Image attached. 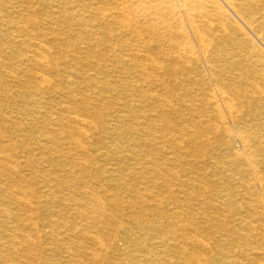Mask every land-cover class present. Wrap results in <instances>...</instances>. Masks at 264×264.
Instances as JSON below:
<instances>
[{"label":"bare ground","instance_id":"bare-ground-1","mask_svg":"<svg viewBox=\"0 0 264 264\" xmlns=\"http://www.w3.org/2000/svg\"><path fill=\"white\" fill-rule=\"evenodd\" d=\"M11 1L14 0H0V89L4 93L0 94V99L8 91L12 97L22 100L26 117L23 119L24 123L18 125L17 129L20 132H25L28 129L35 130L37 134H40V140L36 139L38 144L35 150L37 152L44 151L37 155L40 156L38 160L43 165L44 172L52 171L51 175H55L52 168H61V173L70 167V173H66L69 178L68 182L79 185L78 179L86 173L84 164L87 162V157L92 154L87 147V144L93 139L92 133L95 131H98L99 134L100 132L105 133L107 139L113 135L121 137L122 133L119 129L123 126L131 129L127 134L133 136L132 138L137 141L136 144L143 143V146H141L142 144L138 146L137 152L152 155L154 151H159L167 146L173 150L174 160L170 158V162H168L171 167L163 166V169L161 165L156 164L155 171L164 175H168L175 167L174 165L181 164L179 155L190 156V150L188 151L181 144L189 132L193 136V141L197 142L195 145L197 152L208 141V135H212L214 139L221 140L229 153L231 173L239 176V183L236 184L237 191H234L235 188L228 187V190L217 194L212 192L206 199L211 208H218L224 212L225 206L229 203L236 202L237 205L247 206L245 215L241 212L238 214H236L237 211L234 212V216L236 215L237 218L231 222L235 224L229 222L228 218L223 215L207 218L210 225L218 223V229L222 233L220 236L222 242H229L230 250L220 253L223 257L207 259L205 254L212 251V247L207 243V240L201 237L203 231L196 226L194 218H189V225H181L176 221L186 216L183 209L185 206L181 207L179 203H174L170 197L164 200L155 197L153 201L157 205V210H149L145 206V198L136 196L135 200L127 202L130 209L138 206L141 209L133 214V219L137 222L136 228L125 229L127 233H132L134 236L125 241L124 247L129 252L124 255L125 258L127 257L125 261L128 264H174L168 250H171L174 243H177L179 248L186 251L196 250L182 256L186 264H246V261L249 264H264V56L260 51L264 50V0H221L222 4L218 3L219 0H210L206 6L203 4L204 0H183L185 4L183 10H179L174 4H171L170 0H134L138 3L136 16H140V19L144 20L147 35L137 28L132 17L133 14L126 6V3L128 6L130 5L127 0H26L28 6H26L25 13H22V10L26 8L25 4L22 5L25 7L20 10L22 14L16 12L19 9L18 2L13 4ZM113 4H116L117 7ZM40 7L47 10L46 14L44 13V25L46 26L44 32L38 30L40 25L37 23V13L40 12L37 10ZM15 9L16 11H14ZM186 11L190 13L191 18L186 17ZM229 17L233 18V22L229 21ZM195 19L200 20L196 21ZM58 23L61 26L60 29L51 28V25L55 26ZM71 33H76L77 39H71L68 36ZM156 34L159 35L154 37ZM113 39L116 40V46L111 47ZM59 40L63 41L65 47L72 50L67 53V50L57 47L56 45H60L58 44ZM81 45H84L85 54L81 52ZM164 48H167L166 61H175L180 64L181 68L159 66V61L150 53L154 49L162 51ZM114 63L132 67L136 82L134 81L135 83L127 88H130L129 91L135 90L141 94H130L131 102L129 104H114V107L110 104L108 106L110 107L109 114L103 116L100 109L106 108L107 104L100 101L99 97L104 92L117 93L116 96H121V90L115 82L107 79V74L110 73L109 67L113 68ZM203 65L204 71H200L199 67ZM88 68L93 73H89L86 70ZM2 69L7 70L5 75L11 79V83L20 87L19 90L9 91L12 84L9 85V82L4 81L5 75L1 73ZM159 74L179 78H177L176 84L165 86L159 78L161 76ZM53 76H61V78L55 80ZM22 77H26L27 80H23ZM79 79L84 80L80 94L73 87ZM30 83L33 85L31 88ZM184 83H188V86L192 88L180 89L183 91L180 94V100L183 104L185 103L187 111L200 115L199 120L192 123L186 121L189 125L181 127L178 131H172L171 135L174 137L166 135L172 138L163 141L167 137L163 133L161 136L158 135V132L169 130V127L178 122L165 114V112L167 113L166 109L174 108V103L168 101L167 97L180 88L178 85ZM89 91L93 92L89 96L84 95ZM74 92L85 96L83 101L86 105L81 108L74 107L73 98L69 100V96ZM54 96H57L60 101L54 100ZM137 107L152 108L154 111L162 110V112H156V115L152 110L153 114L143 113L131 116ZM90 109L95 111L93 118L86 115ZM176 111L178 112V110ZM0 119L2 121L3 118L0 117ZM96 119L101 121V128L96 124ZM156 120L161 122V126L153 128V123L157 122ZM5 121L11 122L8 117ZM182 123L184 124L185 121ZM22 125L24 126L21 127ZM65 141L68 142L65 143ZM17 142L19 141L0 131V177L10 180L8 184L0 186V226L10 224L14 229V232L9 236L5 235L6 231H0V264L33 262L31 259L29 260L30 257L25 258L24 254L41 247L37 246L41 236L36 234L32 240L28 239L27 242H24L26 236L24 237L21 232L19 233L21 235L15 232L22 216L18 215V212L16 213L18 209H25L27 214L29 212L28 215L22 216L26 229L45 230L51 223H36L38 221H35L37 219L33 216L38 213V209L35 206L40 203L51 204L54 208L58 203L62 208V206L66 207V203L70 201L67 197L53 196L57 195L55 193L46 195L45 192L40 196L41 201L35 202L34 198L39 199L33 196V192L26 191L25 188L19 190V184L24 183L21 175L28 161L26 160L24 163L15 161L13 150L16 148ZM100 143L101 140L96 139L94 144L98 146ZM237 144L240 148L237 147ZM213 146L215 145L213 144ZM35 147L32 146L33 149ZM98 148L96 151H99ZM182 152L185 154H180ZM190 153L192 152L190 151ZM42 154H48L49 157L42 158ZM80 155L82 158H79ZM63 159H66V162ZM159 159L162 160V158ZM187 171L180 170L182 174L191 173V169H187ZM176 172L174 171L173 176L180 177V172ZM202 176L201 181H198L202 183L203 188H206L207 179ZM170 177L168 178L171 179ZM26 179L28 178L26 177ZM54 180L61 183V179ZM190 183L192 184L191 181ZM49 185L52 184L45 186ZM161 185L163 186L162 183ZM79 190L78 194L81 195H77L79 196L77 198L74 195L76 199L72 202L75 211L73 216L81 222L79 223L77 220L78 223L69 230L58 232L55 230V233L45 231V236L54 242H63L69 239L72 233L73 238H75L74 234H80L90 243L89 250L84 249L82 245L63 242L60 244L62 252L68 253V260L80 257L83 261L80 260L78 264H98L107 261V249H113L116 236L112 231L106 230L105 200L93 193L88 183L79 187ZM145 193L147 194V192ZM114 201L117 205L120 199ZM169 205L174 207L171 210L170 207L168 208L170 212H168L169 210L165 211L164 207ZM189 206L188 210L192 209ZM64 210L61 209L60 213L62 211L64 213ZM64 216L60 217L59 214L60 219L68 220L69 215ZM109 216L106 222L112 228L113 225L118 226L120 218L116 214L113 217V211ZM148 217L149 219H145L147 222L145 223L143 219ZM161 226H164L163 228L166 230L160 229ZM229 226L230 230H228ZM54 229L56 228L54 227ZM152 233H155V236H152ZM176 233H180L181 238ZM241 234L245 239L252 238L256 244L246 249L243 243L241 245L236 240L237 236ZM18 240L25 244L21 243L20 250L24 257L20 261L14 260V255L18 254L16 249ZM248 243L251 244V242ZM11 248L14 250L12 253Z\"/></svg>","mask_w":264,"mask_h":264},{"label":"rangeland","instance_id":"rangeland-1","mask_svg":"<svg viewBox=\"0 0 264 264\" xmlns=\"http://www.w3.org/2000/svg\"><path fill=\"white\" fill-rule=\"evenodd\" d=\"M19 1H22V2H19ZM127 1L129 2L130 5L128 6V3H126V6L128 7L129 11L133 14L132 17L134 18V20L136 22L137 28H139L142 33L144 32L145 35H147L148 33L145 32L146 25H145L144 20L142 18L140 19V16H136V10H137L136 8L138 7V3L134 2V0H127ZM208 1H210V0H204L203 4L206 6ZM215 1H218V0H215ZM219 1H218V3L222 4L221 0H219ZM15 2L16 3L18 2L20 7L18 6V8H19V9H17L18 11H16V9L14 11L20 12V14L25 13L24 11H26V9H27L26 6H28L26 4L27 1L26 0H16V1L14 0L13 2L11 1V3H13V4ZM170 2H171V4H174L179 10L185 9V7H184L185 4H184L183 0H170ZM24 4H25L26 8L23 7ZM113 5L115 7H117L116 4H113ZM114 6H113V8H115ZM132 6H133V8H132ZM130 7H131L132 10L130 9ZM23 8H25V9L22 10ZM20 10H22V13H21ZM205 10H207V9H205ZM38 11L40 12V13H37V23L40 25V26H38V30L40 32H44V30H46V26L44 25V23H45L44 13L46 14L47 10H45V8L43 9V8L40 7L39 10H37V12ZM114 12L115 11L113 9V13ZM185 15H186V17H190V13L187 12V11H186ZM229 19H230L229 21L233 22V18L232 17H229ZM195 20L198 21L200 19H195ZM182 21H183V19H182ZM184 24H186V23H184ZM51 26H50L51 28L54 27V28H59V29L61 27L59 25V23L55 24V26L54 25H51ZM185 27L187 28V26H185ZM158 35L156 34V35H154V37H157ZM68 36H70L71 39H77V34L76 33H74V34L71 33ZM115 41H116L115 39H113V41H111V45H110L111 47L116 46V42ZM3 42H5V41H3ZM58 42H59L58 44H60V45H56V46L59 47L60 49L67 50V53H69L72 50V49H68L67 47H65L63 41L59 40ZM81 47H82L81 52L83 54H85L86 50L85 49L83 50L84 45H81ZM260 51H261V54L264 56V50L261 49ZM165 53H167V48H164L162 51H158V50L154 49L153 51H151L150 54L154 55L155 58L159 61V66H163L165 68H167V67H169V68H177V69L181 68V66H179L180 64L175 62V61L167 62L166 61L167 58H165ZM167 63H169V64H167ZM199 68H200V71H204L203 70L204 65L202 67L200 66ZM15 69H18V68H15ZM86 70L89 73H93V71H91L90 68H88ZM109 70H110V73L107 74L108 75L107 79L110 80V81L115 82L117 87L121 90V94H120L121 96H116L117 93L113 94L111 92H109V93L108 92H106V93L104 92L102 94V96L99 97L100 101H102L104 104H107V105H105V106H107L106 108L104 107V108L100 109V112H101V114L103 116H107L109 114L108 112L110 111V109H109L110 107H108V106L110 104L113 105V107L115 105H117V104H121V105L122 104H127V103L129 104L131 102V98L129 96L130 94H134V95H140L141 94L139 92H135V90L134 91H129L130 88L129 89L127 88V86L133 85V83L136 82V78L134 77V75L132 73V71H133L132 67L121 66L120 64L114 63L113 68L109 67ZM6 72H7V70H5V69L1 70V73H3L4 75L6 74ZM159 76H160L159 78L161 79L162 83H164L165 86H168V85L171 86V85L176 84L177 83V78H179V77L176 78L175 76H170V75H165L164 76V74H159ZM53 77H54L55 80H58V79L61 78V76H53ZM22 79L23 80H27L26 77L25 78L22 77ZM4 81L6 83L9 82V85L12 84L11 85V89L9 91H13V90L17 91V89L20 88V87L17 86V84L14 85V83H11L10 82L11 79H9L6 75L4 77ZM83 82H84V80H82V79L80 80L79 79L78 82L76 83V85L73 86V87H75L77 89L76 91L79 94L81 93V90H82L81 88L83 87V84H82ZM85 82H87V81H85ZM32 86L33 85L31 84L30 88ZM178 86H180V88L175 90L174 94H171V95H169L167 97L168 101H172L174 103V108L172 109L173 111L166 109L167 113L165 112V114H168V116L172 120L175 119L178 122H177V124L172 125L171 127H169V130H171L170 132H169V130H164L163 132L162 131L158 132V135H160V136H161L162 133L164 134L165 137H167L168 135L172 136L171 135L172 131H174V130L178 131V130L181 129V127L189 125V123L187 124V122H191L192 123L193 121L197 122L199 120L198 117L200 115L191 114L189 111H187V109L185 107V103L183 104L182 101L180 100V94L183 92L180 89H183V88H186V87H187L186 89H190L192 87L188 86V83L187 84L184 83L183 85H178ZM182 86H184V87H182ZM92 92L93 91L86 92V93H84V95L86 94V96L87 95L89 96ZM1 93H3V90L0 89V94ZM75 93L76 92H74L73 95L69 96V98H70L69 100H71V98H73L72 103H73L74 107L75 108H81L82 106L86 105V103L83 101L85 96L78 95V93H76V94ZM155 94H157V92H155ZM113 95H114V97H112ZM4 97L2 99H0V114H1L0 117L3 118L2 121L0 119V126H2L0 128L1 129L0 131L1 132H5V134L7 136L10 135L15 140L19 141V142H17V144L15 146L16 148L13 150V157H15V161L17 160L20 163H22V162L24 163L27 160L28 163H29V164L28 163L26 164V166L28 168L26 166H24V168H23V174L21 175V177L23 178V181H24V183H22V184H25V185L22 186V184H19L20 185L19 186V190H21L22 188L23 189L25 188L24 190H26V191L28 190L30 192H33L34 193L33 196H35L36 198L39 199V200H37V199L34 198L35 202L41 201L40 196L42 195V193L45 194V192H46V195L50 194V193H52V194L55 193L57 195H53V196H56V197L63 196L65 198L67 197L70 200L69 202L66 203L67 204L66 207L62 206V208H61V206L58 203L56 205L54 204L55 207L57 206L58 208L57 207L53 208L51 206V204L50 205H43L41 203L39 205L35 206L38 209L37 210L38 213L36 215H34V214H32V215H34L33 217H35V219H37V220H35V221H38L36 223H38V224L51 223L49 225V227H47L45 230L39 228L38 230H34L36 232H34V231L30 230V229L28 230V229H26V227H24V222L22 220L23 219L22 216L23 215H25V216L28 215L29 212L27 214V211L25 209H22V208L18 209V210L16 209L17 210L16 213L18 212L17 214L18 215H22V216H21V220L18 221V225H17L18 227H17V230H15V232L17 234H19L21 232V234L24 235V237L26 236L25 237L26 239L24 238L23 241L27 242L28 239L32 240V238H34V236L36 234L41 236V240L38 241L40 243L37 244L38 247L39 246H41V247H39L38 249H32L30 251V253H26L27 256H26V254H24L25 258L26 257L27 258L30 257L29 260L31 259L33 261V262L29 261L28 264H64V263L65 264H78L80 262V260H81L80 257L79 258H72V259L68 260L67 259L68 253H63L62 252L60 244L63 243V242H65V243L66 242L67 243L71 242L70 244L82 245L84 249L85 248L88 249V248L91 247L90 243L86 240V238L81 236L80 234H74L75 238H73V233L72 234L69 233V234H71V236H69V239H66V241H63V242L62 241L61 242H57V241L54 242V240H51L50 238L47 239V237L45 236V234H46L45 231H47V232L51 231V232L55 233V230L57 232L58 231H63V230H69L74 225H76V223H78V222L80 223L81 222V220H79L78 218L73 216L75 214V211H74V207H73V202L72 201L75 200L77 197H79L81 195V194L80 195L78 194V193H80L79 187H83L84 184L86 185L87 183L90 184L91 190H92L93 193H95L96 195H99L103 200H105V211L104 212L107 214V216L105 217V224L107 223L106 230L108 232L112 231V233L116 236V241H115V245H114L113 249H110V248L107 249L108 250L107 251V256H106V260L107 261H102V262H99L98 264H128L125 261L127 257L125 258V256H124V255H126V253H129L128 251H126V247H124L125 246V241H128V240L132 239L134 236H132V233H127L125 231V229L126 228L127 229H129V228L130 229H135L136 228L137 222H136V220L133 219V214H134V212H138L141 208H140V206H138V207H136L134 209H130L127 202H130L131 200L132 201L135 200L136 196H139V197L143 196L145 198V206H146V208L148 207L149 210H157V208H156L157 205L153 201L155 197L163 199V200L165 198H169L170 197L171 199L174 200V203H179L181 207L185 206V208L183 207V209L186 212V216L183 217V219H181L183 221V223H182L181 220H176V221L179 222L181 225H187V224L189 225V221H190L189 218L190 217L194 218V220H195L194 223H196V226L198 228H200L199 230L203 231L202 232L203 234H202L201 237H203L205 240H207V243H209V245H211V247H212V251H208L205 254V255H207L206 256L207 259H211V258H214V257L215 258L216 257H218V258L223 257L222 255H220V253H222V252L224 253V252H227L228 250H230V246L231 245H229V242L228 243H223L222 242V237H220L222 233H220L221 231H219L220 229H218L219 228L218 227L219 225H217L218 223H216L214 225H213V223H211V225H210V222L207 221V218H210V217L211 218H213V217L216 218L218 215H223V216H226L228 218L229 222H231V221L233 222L234 219L237 218L236 215L234 216V214H235L234 212L237 211L236 214L241 212L243 215H245L244 214L245 211H246L245 207H247V206L241 205V204L237 205V204H235L236 202L234 204L229 203V204H227V206H225L227 209L224 207L225 208L224 209L225 212H224V211H222L221 209H218V208L217 209L211 208L210 205H209V202L206 199L207 197H210V194L212 192L217 194V193L223 192V190H228V187L235 188L234 191H237V189H236L237 185L236 184L239 183V180H238L239 176H236L235 174L231 173L232 171H231V164L229 163V161H230L229 153L227 152L226 147L223 145L221 140L214 139V137L212 135H208L209 138H208V141H206L207 143L205 142L202 145L203 147L202 146L200 147L201 150L200 151L198 150V152H197V149H195V148H197V146H195V145H197V142L193 141V138H192L193 136H192L191 132H189L187 134V136L184 138V140L181 141V144H182V147L185 146V148L188 151L190 150L192 153H190V151H189V155L190 156L179 155L178 158H179V160H180L179 162H181V164L180 165H178V164L174 165L175 167L172 168V171L170 173H168V175H164V174L156 172L155 169H156V164L161 165L163 169H164L163 166L171 167V165L168 162H170V158H172L174 160L175 156L173 155V150L171 148H169L168 146L165 147V148L159 149V151H157V150L154 151L152 155H148L145 152H137L138 149H139L138 146L141 145V144H142L141 146H143V143L141 142V144L140 143L136 144L137 141L134 140V138H132L133 136L127 134L131 130V129H129V127H126V126L121 127V129H119V130L121 131L122 136L119 137V136L113 135V136L110 137L111 139L110 138L107 139L106 138L107 136L105 135V133L100 132V134H99L98 131H95L91 135L92 138H93L92 141L87 144L88 150H90L92 152V154H91L90 157H87V162L84 164L85 165L84 169H85L86 173H84L82 178L78 179L79 185H73V184H71V182H68L69 178L67 177L68 175L66 174V173L69 172V170H70L69 168L70 167H67L66 168L67 171L61 172V173H60L61 168H59V167L57 169L52 168L51 170L55 171L54 172L55 175H51V174H53L52 171H50V173H46V172H44L42 170V166L43 165H41L40 160H38V158H40V156L38 157L37 155H39L40 153H42L44 151L42 150V151H38L37 152L35 150L37 148V144H38L37 140L38 139L40 140V138H39L40 134H37L35 130L32 131V130L28 129L25 132H20L17 129L18 125L20 126L21 123H24L25 120H23V119L26 117L25 114H24L25 108L23 107V102H22V100H19L18 98L14 97V96L12 97L11 94L8 93V91H7V93H5ZM106 97H107V99H106ZM53 99L54 100L56 99L57 102L60 101V99L57 96H54ZM176 104H177V107H176ZM136 109H134L135 111H133L131 113V116H137V115H140V114H143V113H145V114L146 113L147 114H153V113L156 114V112L157 113L162 112V110L154 111L152 108H144V109H142V108H138L137 107ZM90 110H89V112L87 111L88 113L86 115L88 117H90V118L91 117L93 118L94 117L93 115H95V111H94V109H90ZM176 110H178V112ZM180 111H182V112H180ZM3 114H5V115H3ZM6 116L8 117V119H10L11 122L8 123V122L5 121V120H7ZM190 117H191V119H190ZM132 118H134V117H132ZM13 121H14V123H13ZM184 121H185V123L183 124L182 122H184ZM95 122H96V124H98L99 128L102 127L100 120L96 119ZM6 123H7V125L5 126ZM153 125H154L153 128H156L157 126H161V122L157 121V122L153 123ZM23 126L24 125H22L21 127H23ZM232 130H234V128H232ZM166 131H168V132H166ZM39 133H41V132L39 131ZM33 136H34V138H33ZM190 136H191L192 139L190 138ZM172 137H174V136H172ZM168 138H170V137L164 138L163 141L167 140ZM96 139L101 140V143L98 144L99 148H98V146H96L94 144L96 142ZM67 142L68 141H65V143H67ZM213 144L216 147L213 146ZM32 146L33 147L36 146V147L33 149ZM237 147L240 148V146L238 144H237ZM97 148H98L99 151H96ZM203 150H205V151H203ZM127 154H128L129 157L127 156ZM180 154H185V153L182 152ZM41 157L42 158L49 157V155L48 154H42ZM80 157L82 158V155H80L79 158ZM202 157H204V158H202ZM159 158H162V160L159 159ZM168 159H169V161H168ZM65 160L66 159H63V161H65ZM217 160H218V162H217ZM211 164H213V165H211ZM29 165H30V167H29ZM142 166H145V167L143 168ZM199 168H200V170H199ZM92 169H93V171H92ZM187 169H191V173H190L191 176H190L189 173H187V175H186V174H182L180 172V170L181 171H187ZM28 170H29V172H28ZM174 171L175 172L177 171L176 173L180 172V177L179 176L178 177L173 176ZM154 174H156V175H154ZM202 174H203V176H202ZM145 175H147V176H145ZM169 176H171L170 177L171 179L168 178ZM201 176L205 177L207 179L206 188L202 187V183L200 182L201 181V179H200ZM26 177L28 179H26ZM56 178H58L59 180L61 179V183H57L58 181L54 180ZM51 180H53V181H51ZM85 180H86V183H85ZM198 180H200V181H198ZM9 181L6 180L5 177H3V178L0 177V186L8 184ZM190 181L192 182V184L190 183ZM157 182H159L160 184L157 183ZM161 183L163 184V186L161 185ZM46 184H52V185H49V186L46 187L45 186ZM100 184H103V186H100ZM164 185H165V187H164ZM171 185H173V186L171 187ZM119 188H121L120 191H118ZM164 188H166V189H164ZM154 190H157V192L156 191L154 192ZM145 192H147V194ZM74 195H75L76 198L74 197ZM77 195H79V196H77ZM116 199H120V201H119V203L117 205H116V201H114ZM184 201H186L187 203H185ZM188 205H190L189 207H192V209L188 210ZM172 207H174V206L173 205L172 206H170V205L166 206V207H164V210L165 211H168L169 209L171 210ZM61 209L62 210L65 209L64 210L65 212L63 213V211H62L60 213ZM129 210H130V212H129ZM170 210L168 212H170ZM112 211H113V217L116 214L120 218V219L118 218L119 219L118 224H117L118 226L113 225V228L108 222H106V220H108L109 217H110L109 216L110 212H112ZM23 212H24V214H23ZM59 214H60V217H62V216L65 217L64 215L67 216V214H68L69 215L68 220L66 219L65 221H63L62 218L61 219L59 218ZM227 215H229V216H227ZM44 216H46L47 218L44 217ZM54 217H55V219H54ZM205 218H206V220H205ZM145 219L148 220L149 217L143 219V221H145V223H147ZM59 220H60V222H59ZM77 220H78V222H77ZM127 220H129V221H127ZM55 223H56V226H55ZM198 224H200V225H198ZM232 224H235V223H232ZM54 227L56 229H54ZM163 227L164 226H161L160 229L166 230V228H163ZM229 228H230V226L228 227V230L231 229V228L230 229ZM13 230L14 229L11 228L10 224H3V225L0 226V231H6L5 235H7V236H9V234L11 235L14 232ZM25 231L27 232V234H26ZM29 232H33V233L30 234ZM21 234H19V235H21ZM227 234L229 235V233H227ZM136 235L138 236V234H136ZM176 235L180 236V238L182 236L180 233L179 234L176 233ZM231 235H232V233H231ZM241 235L237 236L238 239H236V240H237V242L239 241L238 242L239 244L243 243L245 245L246 249H248V248H250V246L256 244L255 241L252 240V238L251 239L250 238H246L245 239V238H243V234H241ZM152 236H155V233H152ZM240 237H242V238H240ZM47 240H49V241H47ZM19 241L20 240H18V244L16 246L17 247L16 249L18 250V254L14 255V260H16V261L17 260L20 261V259L22 257H24V255L21 254V250H20L21 247H22V245H21L22 241H20V242ZM179 241H181V240H179ZM248 242H251V244H249ZM22 244H24V243H22ZM42 244H44V245H42ZM120 249H123V250H120ZM11 250H12L11 251V253H12L14 250H13V248H11ZM46 250H48V252L45 253ZM168 251H170L169 255L171 256L172 260L174 261L173 262L174 264H186L184 262V260L182 259L183 258L182 256L185 255L186 253H191V252L193 253V251H196V250L193 249V250L186 251L185 249L179 248L177 243H174V246L171 247V250H168ZM210 253H211V255H210ZM32 257H33V259H32ZM116 257H118L117 259H119V260H117ZM168 260H169V258H168ZM81 261H83V260H81ZM244 261H246V260H244ZM0 263H1V261H0ZM245 263L249 264L248 261H246ZM6 264H9V263H6Z\"/></svg>","mask_w":264,"mask_h":264}]
</instances>
